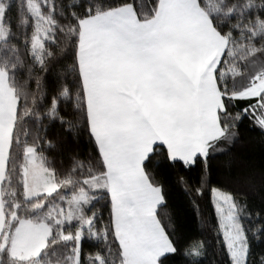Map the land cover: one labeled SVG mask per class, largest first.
<instances>
[{
	"label": "snow or ice",
	"instance_id": "6c2138e0",
	"mask_svg": "<svg viewBox=\"0 0 264 264\" xmlns=\"http://www.w3.org/2000/svg\"><path fill=\"white\" fill-rule=\"evenodd\" d=\"M0 264H264V0H0Z\"/></svg>",
	"mask_w": 264,
	"mask_h": 264
},
{
	"label": "trees",
	"instance_id": "16d2710c",
	"mask_svg": "<svg viewBox=\"0 0 264 264\" xmlns=\"http://www.w3.org/2000/svg\"><path fill=\"white\" fill-rule=\"evenodd\" d=\"M5 4L9 0H3ZM34 87V84L32 85ZM45 130L40 129V134L43 135ZM47 136L55 140L58 144V147L54 151H48V141L44 142L45 155L48 156L49 160L53 163L54 167L58 170L66 169L69 167L70 157L77 155L83 160L92 159L95 154L94 144L92 143L87 132L78 125L74 120L69 123L68 131H65L63 126L58 124L50 126L47 129ZM258 141V138H257ZM252 157V162L257 165L260 163V150L258 147L253 146L250 149L244 150V157ZM247 162V161H245ZM162 175L165 176L167 180L170 181V173L167 169L160 170ZM71 193H69V196ZM169 200L178 206L182 231L186 236L196 235L198 233H203L204 236L208 237L209 240H212V237L215 234V228L218 226V220L215 219L214 214V205H210L208 200H202L200 206L196 209L195 221L193 220L191 211L184 204L182 198L178 192L174 189H169L168 192ZM65 206H67L65 204ZM201 214L205 217V223L201 225L199 223ZM98 245L93 244L92 247H97ZM215 242L212 241L208 245L209 257L208 260L215 256Z\"/></svg>",
	"mask_w": 264,
	"mask_h": 264
},
{
	"label": "rangeland",
	"instance_id": "374dc122",
	"mask_svg": "<svg viewBox=\"0 0 264 264\" xmlns=\"http://www.w3.org/2000/svg\"><path fill=\"white\" fill-rule=\"evenodd\" d=\"M54 166V165H53ZM65 208H67V206H65Z\"/></svg>",
	"mask_w": 264,
	"mask_h": 264
}]
</instances>
